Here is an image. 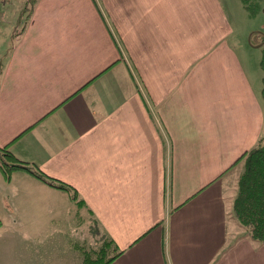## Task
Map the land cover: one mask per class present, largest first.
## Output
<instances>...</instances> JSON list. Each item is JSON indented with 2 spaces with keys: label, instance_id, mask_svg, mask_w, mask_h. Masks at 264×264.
Here are the masks:
<instances>
[{
  "label": "crops",
  "instance_id": "obj_1",
  "mask_svg": "<svg viewBox=\"0 0 264 264\" xmlns=\"http://www.w3.org/2000/svg\"><path fill=\"white\" fill-rule=\"evenodd\" d=\"M25 1L0 4V147L83 205L0 171V264H80L99 233L121 251L110 264H264L231 214L241 157L264 133L242 6L35 0L12 40Z\"/></svg>",
  "mask_w": 264,
  "mask_h": 264
},
{
  "label": "trees",
  "instance_id": "obj_2",
  "mask_svg": "<svg viewBox=\"0 0 264 264\" xmlns=\"http://www.w3.org/2000/svg\"><path fill=\"white\" fill-rule=\"evenodd\" d=\"M238 1L249 17H255L262 11V0ZM34 3L35 0H26L21 9L20 14L28 10L21 30L27 23ZM252 38L255 40V45L263 44L259 67L263 73L261 94L264 97V33H252ZM0 66L1 75L2 64ZM241 158H243V165L237 180L236 194L231 201V214L250 239L264 243V138H259L256 145L245 152ZM0 171L6 179L16 172L27 173L48 186L66 192L76 204L83 205L82 200H77V194L73 188L52 179L36 166L17 158L6 146L0 147ZM97 242L96 246L83 245L80 247V264H110L121 254L106 234Z\"/></svg>",
  "mask_w": 264,
  "mask_h": 264
},
{
  "label": "rangeland",
  "instance_id": "obj_3",
  "mask_svg": "<svg viewBox=\"0 0 264 264\" xmlns=\"http://www.w3.org/2000/svg\"><path fill=\"white\" fill-rule=\"evenodd\" d=\"M237 5L241 6L240 2L238 0H234ZM262 5V11L256 15L255 17H249L247 12L241 7L239 9L240 16L238 14L237 16V25L238 28L242 31V34L240 38L238 39V48H239V54L240 57L244 63V65L248 68L251 69V74L253 75V79L255 78L257 74L258 82L260 78L263 76L262 71L259 67V60L261 58V47L263 44H258L255 45V40L254 38L251 39L252 33L259 32V33H264V0L261 2ZM28 14V10H25L23 14H20L21 16L18 18V20L15 22L14 27H13V37L12 40H15L17 36L21 33V29L24 25L25 18ZM250 40H252V44L250 43ZM252 69L255 71H252ZM256 73V74H255ZM250 75V71H249ZM261 85V84H260ZM264 138V133L263 136ZM236 194V192H235ZM234 197V196H233ZM90 221V220H88ZM94 224L91 225L85 224L83 227V232L80 233L78 237H85L84 235L86 234V237L88 238L87 243H91V237L92 231L91 228L94 230V227H92ZM48 230L40 231L41 232H47ZM75 236V235H74ZM99 239H101L102 234L99 233ZM91 245V244H90ZM9 260V259H8ZM7 260V261H8ZM6 264H10L9 262H6Z\"/></svg>",
  "mask_w": 264,
  "mask_h": 264
},
{
  "label": "built area",
  "instance_id": "obj_4",
  "mask_svg": "<svg viewBox=\"0 0 264 264\" xmlns=\"http://www.w3.org/2000/svg\"><path fill=\"white\" fill-rule=\"evenodd\" d=\"M11 0H0V4H5L7 2H10Z\"/></svg>",
  "mask_w": 264,
  "mask_h": 264
}]
</instances>
